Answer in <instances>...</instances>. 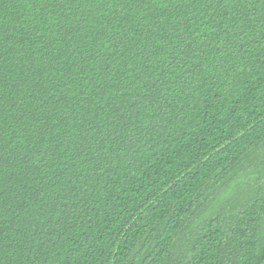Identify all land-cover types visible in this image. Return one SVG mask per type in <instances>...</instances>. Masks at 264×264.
Instances as JSON below:
<instances>
[{
	"label": "trees",
	"instance_id": "16d2710c",
	"mask_svg": "<svg viewBox=\"0 0 264 264\" xmlns=\"http://www.w3.org/2000/svg\"><path fill=\"white\" fill-rule=\"evenodd\" d=\"M0 264H264V0H0Z\"/></svg>",
	"mask_w": 264,
	"mask_h": 264
}]
</instances>
